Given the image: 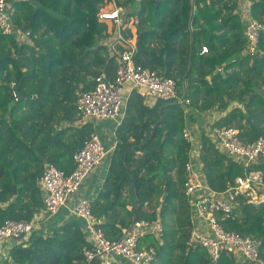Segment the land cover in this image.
<instances>
[{"label": "trees", "instance_id": "16d2710c", "mask_svg": "<svg viewBox=\"0 0 264 264\" xmlns=\"http://www.w3.org/2000/svg\"><path fill=\"white\" fill-rule=\"evenodd\" d=\"M5 1L13 24L29 37L21 43L0 28V228L7 220H36L45 210L39 180L46 167L53 164L71 174L75 153L96 132L94 123H82L77 102L95 89L101 73L115 79L125 47L118 44L115 27L99 16L117 6L126 13L122 35L139 44L137 64L174 79L178 98L190 104L176 99L150 106L143 94L132 92L115 131L104 183L90 201L92 213L111 241L121 239L135 221H160L164 236L147 235L141 245L156 249L152 264H212L205 249L186 245L192 228L183 193L191 149L184 138L186 112L225 114L212 128H236L246 144L264 137V33L256 54H247L241 0ZM246 1L250 17L264 23V0ZM108 39L113 53L104 43ZM16 85H21V99ZM200 160L207 184L220 192L250 172L264 178V157L245 167L205 133ZM239 201L236 218L221 224L228 232L260 240L264 260V204L246 195ZM61 218L51 233L35 230L16 241L0 264H88L82 224ZM215 264L252 263L222 251Z\"/></svg>", "mask_w": 264, "mask_h": 264}, {"label": "built area", "instance_id": "2783aa9c", "mask_svg": "<svg viewBox=\"0 0 264 264\" xmlns=\"http://www.w3.org/2000/svg\"><path fill=\"white\" fill-rule=\"evenodd\" d=\"M241 12L246 24L247 54L255 55L260 35L264 33V23L252 19L249 10L242 11V5ZM123 13L121 7L114 6L99 16L101 20L114 23L118 44L125 47V51L119 55L115 79L112 81L106 73H101L95 79V89L80 96L77 110L82 123L111 120L121 124L125 117L127 101L134 91H139L154 101L173 102L177 99L186 106L190 104L189 100L178 98L177 82L174 79L160 77L151 69L137 64L136 43L126 39L121 33ZM0 28L5 35L16 36L21 43L28 40L29 34L19 31L13 24L5 0H0ZM207 52L208 48L204 47L202 53ZM211 133L217 147L245 167L258 163L264 157V137L246 144L239 138L238 130L233 127H214ZM184 138L191 145L185 164L186 181L183 186L186 201L192 209V228L186 245L205 249L212 264L218 261L222 251L233 254L239 260L264 264L260 256V240L244 237L237 232H228L221 224V220L236 218L241 206V195L257 197L260 191H264L262 173L250 172L245 177H239L226 191H217L211 188L203 177V163L200 153L197 158L194 154L198 149L191 134L185 132ZM109 153L100 135L95 132L75 153L76 168L71 174H66L53 164L48 165L39 180L45 204L42 215L45 219H53L65 210L67 217L80 221L88 241V246L83 249L88 264L96 260L101 264H152L157 256L156 249L141 245L147 235L158 240L164 236L160 221H135L125 230L121 239L111 241L98 228L90 200L80 197L82 186L92 172L104 164ZM35 230L40 231L39 222L35 220L5 221L0 228V248L6 242L24 240ZM20 237L24 238L20 240Z\"/></svg>", "mask_w": 264, "mask_h": 264}, {"label": "crops", "instance_id": "0c3cea01", "mask_svg": "<svg viewBox=\"0 0 264 264\" xmlns=\"http://www.w3.org/2000/svg\"><path fill=\"white\" fill-rule=\"evenodd\" d=\"M244 10L248 11L249 5H248V8L242 7V11H244ZM123 22L124 21H123V16H122V25H123ZM131 41L134 42L135 40H131ZM104 43L106 45H108L110 52L113 53L114 52L113 50H115V47L110 44V43H112L111 39L104 40ZM240 56L242 57L243 53ZM155 103H156V101L146 97V104L147 105L154 106ZM235 105L236 104H233L231 107H233ZM224 115L225 114L219 113V112L214 111V110L210 111V112H205V113H198V112L192 111L190 109L187 110V112H186V120H187L186 132H189V134H191V137H192L195 145L197 146L198 150L194 153L196 158L198 157V153H200L199 149H200L201 134L205 133L207 135H210L211 138L214 139L213 135L211 133V129H212L214 123L216 121H218L220 118H222ZM123 120H122V122H123ZM91 123H94V126L96 128L95 131L100 135V138H101L105 148L108 151H110V153H109V156L107 157V159L105 160L104 164L100 168H98L92 172V174L88 177L87 181L84 183V185L81 188L80 197L89 199L90 201L97 197V195L100 192V189L102 187V184L104 183L105 177H106L107 172H108L109 164H110V156H111V153L114 150L115 145H116L115 131L122 124V123L119 124L116 121H111V120H97V121H93ZM188 157H189V155H188ZM203 177H204V175H203ZM259 196L261 197V194H259ZM254 198H258V196L254 197ZM260 201H261L260 204H264V200L262 201L260 199ZM189 208H188V213L190 212ZM65 212L66 211L63 210L57 217H54L53 219H45L42 214L38 215L36 217L35 221L39 222L40 232H43L45 235L51 233V231L58 225V223H60L58 221L62 217V215H65ZM190 217H192V215H190ZM61 220L67 221L68 217L64 216V218L62 217ZM15 242L16 241L6 242L1 246V248H0V263L2 261H4L6 258H8L10 249L13 247ZM242 261H243V259L239 260V262H242Z\"/></svg>", "mask_w": 264, "mask_h": 264}, {"label": "rangeland", "instance_id": "374dc122", "mask_svg": "<svg viewBox=\"0 0 264 264\" xmlns=\"http://www.w3.org/2000/svg\"><path fill=\"white\" fill-rule=\"evenodd\" d=\"M113 5V4H112ZM241 5L243 8H248V2L246 0H241ZM112 8V6L110 5L107 10H110ZM106 11V10H105ZM124 15H125V12H124ZM107 23L109 24V26L111 27V29H114V23L112 21H107ZM128 27H130L132 30H133V24H130L128 25ZM116 30V29H115ZM111 42H112V39H111ZM135 42V41H134ZM136 43V42H135ZM111 44V43H110ZM114 51V50H113ZM236 129V128H235ZM200 150V149H199ZM236 182V181H235ZM229 186H232V185H229ZM264 191H260L259 194H261V197L259 196L258 194V198H254V197H251L250 199L256 203L257 205H259L261 203L260 199L263 201L264 200ZM253 198V199H252ZM190 207V206H189ZM190 212H189V215H192V210H191V207L189 208ZM40 232V231H39ZM143 241V240H142Z\"/></svg>", "mask_w": 264, "mask_h": 264}, {"label": "water", "instance_id": "95a60500", "mask_svg": "<svg viewBox=\"0 0 264 264\" xmlns=\"http://www.w3.org/2000/svg\"><path fill=\"white\" fill-rule=\"evenodd\" d=\"M33 5H34V6H38L37 3H33ZM136 47H137V52H138L139 49H140L139 44H136ZM20 87H21V85H16V86H14V93H15V96H16L18 99H21V98H22V95H21V93H20V91H19ZM15 193H16V192H15ZM166 197H167V192L165 191L162 200L165 201V200H166ZM23 238H24V237H20V240L23 239Z\"/></svg>", "mask_w": 264, "mask_h": 264}]
</instances>
